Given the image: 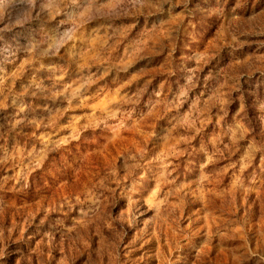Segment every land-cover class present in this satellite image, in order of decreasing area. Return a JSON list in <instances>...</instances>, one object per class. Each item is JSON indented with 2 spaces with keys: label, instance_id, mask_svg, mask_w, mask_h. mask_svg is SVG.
Masks as SVG:
<instances>
[{
  "label": "rangeland",
  "instance_id": "obj_1",
  "mask_svg": "<svg viewBox=\"0 0 264 264\" xmlns=\"http://www.w3.org/2000/svg\"><path fill=\"white\" fill-rule=\"evenodd\" d=\"M0 11V264H264V0Z\"/></svg>",
  "mask_w": 264,
  "mask_h": 264
},
{
  "label": "clouds",
  "instance_id": "obj_2",
  "mask_svg": "<svg viewBox=\"0 0 264 264\" xmlns=\"http://www.w3.org/2000/svg\"><path fill=\"white\" fill-rule=\"evenodd\" d=\"M0 15H3L2 11H0Z\"/></svg>",
  "mask_w": 264,
  "mask_h": 264
}]
</instances>
